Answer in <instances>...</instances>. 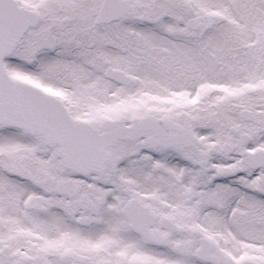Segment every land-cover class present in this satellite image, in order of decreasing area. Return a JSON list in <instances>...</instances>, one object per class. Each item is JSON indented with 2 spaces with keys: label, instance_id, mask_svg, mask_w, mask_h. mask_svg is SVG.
<instances>
[{
  "label": "snow or ice",
  "instance_id": "obj_1",
  "mask_svg": "<svg viewBox=\"0 0 264 264\" xmlns=\"http://www.w3.org/2000/svg\"><path fill=\"white\" fill-rule=\"evenodd\" d=\"M0 264H264V0H0Z\"/></svg>",
  "mask_w": 264,
  "mask_h": 264
}]
</instances>
